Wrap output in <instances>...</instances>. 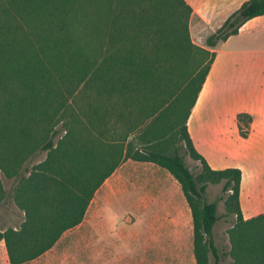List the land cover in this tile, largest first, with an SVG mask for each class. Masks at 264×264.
Returning <instances> with one entry per match:
<instances>
[{
    "label": "trees",
    "instance_id": "1",
    "mask_svg": "<svg viewBox=\"0 0 264 264\" xmlns=\"http://www.w3.org/2000/svg\"><path fill=\"white\" fill-rule=\"evenodd\" d=\"M263 15L264 0L243 2L203 48L191 40L198 17L184 0H0V174L17 180L12 198L24 213L19 227L0 229L9 264L38 258L78 226L128 159L153 163L179 184L195 264L220 262L212 232L219 201L236 218L227 232L232 264H264V212L243 218L240 169H211L186 127L214 60L207 48ZM196 52L205 59L196 62ZM251 123L249 114L236 115L240 139ZM165 124L178 131L170 152L149 147ZM38 152L46 157L29 170ZM185 156L198 163L197 176ZM208 184H222L212 202ZM4 197L0 180V205Z\"/></svg>",
    "mask_w": 264,
    "mask_h": 264
},
{
    "label": "crops",
    "instance_id": "2",
    "mask_svg": "<svg viewBox=\"0 0 264 264\" xmlns=\"http://www.w3.org/2000/svg\"><path fill=\"white\" fill-rule=\"evenodd\" d=\"M184 1L199 19L198 27L189 25L192 41L205 48L206 38L247 0ZM207 49L215 56L187 120V133L211 169H240L239 206L243 218L248 219L264 212V15L249 20L237 35ZM245 75L250 80L253 108L247 113L252 117L249 135L242 140L236 119L235 129L231 125L224 94L227 86L233 81L232 85L237 86L236 80ZM115 172L120 180L124 173L128 176L125 182L113 186L112 199L126 203L134 215L133 223L145 226L142 235L126 234L123 230L119 233L121 255L133 256L134 264H151L150 256H175L181 255L185 247L190 250L191 212L177 181L149 162L126 160ZM113 244L115 249L116 242ZM88 250L82 248L81 252L86 255ZM50 252L68 255L53 247L24 264L65 262L50 259Z\"/></svg>",
    "mask_w": 264,
    "mask_h": 264
},
{
    "label": "rangeland",
    "instance_id": "3",
    "mask_svg": "<svg viewBox=\"0 0 264 264\" xmlns=\"http://www.w3.org/2000/svg\"><path fill=\"white\" fill-rule=\"evenodd\" d=\"M190 23L198 27L199 20L194 18ZM190 36L192 40L191 32ZM194 57L196 62H198L204 60L206 56L196 52L194 53ZM249 81L245 75L236 80V82H239L237 86L232 85L234 84L233 81L232 84L226 87L224 96L231 114L230 122L233 129H235L236 115L239 113H249L253 108L251 105L252 90ZM164 128L165 131L161 140L149 145V147L157 148L163 152H170L177 143L178 131L171 124H165ZM130 140L134 150L140 151L143 149L144 144L141 139L135 136L130 138ZM45 157L46 152H38L26 166L28 165V169L30 170L33 165L44 160ZM185 163L192 173L197 176L200 172L198 163L191 160L188 156H185ZM127 176L128 174L124 173V179L120 180L119 173L114 171L104 181L95 192L82 220V224L66 231L53 246L55 250L63 251L68 253V255H55V252H50L51 256L48 255L50 259H63L65 261L63 264H134L133 256L121 255L120 253L121 250L118 248V245H120L118 241L119 233L123 230L126 234L142 235L145 233V226L133 223L134 215L128 205L112 199L113 194L111 192L113 186L120 182H125ZM0 180L5 191V197L0 205V229L17 228L24 217V213L17 208L12 198L17 188V180L15 178H5L2 174H0ZM221 188L222 184H208L205 191L206 200L208 202L216 200L220 195ZM217 215L219 220L214 225L212 232L215 246L220 255L219 264H232L228 256L230 244L227 232L235 224L236 218L233 215H226L223 201H219L217 204ZM82 238H84L83 242H81ZM191 239L192 248L190 250L185 247L181 255L168 257L150 256L149 260L151 264H195L193 256V230ZM115 242L117 247L114 249L115 245L113 243ZM86 247L89 249V253L85 255L81 252V249ZM5 263H9L8 257L5 244L3 241H0V264ZM213 263L214 259L210 256L209 264Z\"/></svg>",
    "mask_w": 264,
    "mask_h": 264
}]
</instances>
